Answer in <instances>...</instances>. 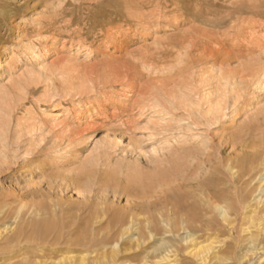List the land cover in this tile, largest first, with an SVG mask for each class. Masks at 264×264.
I'll return each mask as SVG.
<instances>
[{
  "label": "rangeland",
  "instance_id": "1",
  "mask_svg": "<svg viewBox=\"0 0 264 264\" xmlns=\"http://www.w3.org/2000/svg\"><path fill=\"white\" fill-rule=\"evenodd\" d=\"M263 76L264 0H0V264L89 259L122 216L152 257L189 233L264 264Z\"/></svg>",
  "mask_w": 264,
  "mask_h": 264
},
{
  "label": "bare ground",
  "instance_id": "2",
  "mask_svg": "<svg viewBox=\"0 0 264 264\" xmlns=\"http://www.w3.org/2000/svg\"><path fill=\"white\" fill-rule=\"evenodd\" d=\"M260 44V43H259ZM83 48V50H87L88 47L85 46H81ZM23 49H27V47H25L24 45H22ZM13 53H10V55L8 56V62H7V72L10 71V62L13 60ZM264 79V76L262 77ZM93 103H95V101L89 102L88 104V108L86 109V111L84 112V115H82L80 113V107H78L79 105H72L70 108H68L66 111H64V115L65 116H72L73 119L78 120L79 117L84 116L87 121L91 120V115L94 111V108L92 107ZM99 113V112H98ZM64 115L61 114H54L51 117L53 118H62ZM30 170L29 167H27L25 169V173H28ZM233 171V170H232ZM258 188L255 189V191H258L259 194H261V197L258 198V202L259 204L262 206L258 211H254L253 214H249V215H245L243 220L247 221L248 220V224H256V228L261 227V223H259V216L263 215L264 216V177L262 178V180L259 181L258 183ZM209 194V193H207ZM207 196V195H206ZM260 196V195H259ZM206 199V197H205ZM211 200V199H209ZM213 200V199H212ZM204 201V200H203ZM202 201V202H203ZM207 201V200H206ZM210 202V201H209ZM216 202V201H215ZM247 202V201H245ZM257 202V201H256ZM172 203V202H171ZM175 203V202H174ZM205 203V202H204ZM203 203V204H204ZM212 203V201H211ZM217 203V202H216ZM173 204V203H172ZM207 204H209L207 202ZM247 204V203H246ZM256 204V203H255ZM254 204V205H255ZM211 205V204H209ZM208 205V206H209ZM245 205V204H244ZM257 205V204H256ZM165 206V205H164ZM167 206V205H166ZM165 206V207H166ZM175 206V205H174ZM163 207V206H162ZM168 207V206H167ZM181 212V208L178 209ZM194 207V205H193ZM212 207V206H211ZM244 207V206H242ZM164 208V207H163ZM175 208V207H174ZM204 208H206L204 206ZM214 208V210L219 212V216L222 219V221L224 223H226V220L229 219V216L226 215V210H223L221 207H219V205H216L214 203L212 209ZM247 208V206H246ZM168 209V208H167ZM170 209H172L170 207ZM211 209V210H212ZM245 209V208H244ZM248 210L250 208H247ZM195 210V209H194ZM255 210V209H254ZM162 211V210H161ZM178 211V212H179ZM186 211V210H185ZM226 211V212H225ZM175 213L172 214H176V211H174ZM202 212V211H201ZM245 212V211H244ZM251 212V211H250ZM182 213V212H181ZM189 213V212H188ZM164 213L162 212L161 215H163ZM186 214V213H185ZM184 214V215H185ZM244 214L247 213H243L242 216ZM160 215V216H161ZM169 215V214H168ZM203 216V214H201ZM130 216V215H129ZM173 216V215H171ZM183 216V213H182ZM240 216V215H239ZM37 217V216H36ZM123 219L121 220H116L114 222V226L118 227V231L114 232L112 227L109 228V231L103 236V238L101 239H96L95 241H92L93 243L90 244V247L94 248V247H98V246H102L99 249H95L94 251L90 252V254L92 256H90L89 259H86L85 257H79V259H72V258H68L67 261H65L63 264H132L131 260L133 257H139V256H143V260L141 261L140 264L144 263V264H176V259L178 257V254L176 256V252L172 251V248H168L166 249L164 252L156 254V256H150V249L147 246V244L149 243V241L154 237V236H158L157 234V230L156 228L151 224L152 222H150L149 220L144 221L145 223H139L137 220H134V218H130L124 219L125 217L122 216ZM138 217V216H137ZM186 217V216H185ZM188 217H190L188 215ZM194 217V216H193ZM207 216H205L204 219H206ZM228 217V218H227ZM116 218V217H115ZM156 218V217H155ZM159 218V217H158ZM166 218V216L164 217ZM208 219L210 217H207ZM227 218V219H226ZM264 218V217H263ZM120 219V218H119ZM136 219V218H135ZM194 218H190L188 219L186 218H181L180 221L178 223H176L175 220H170L167 219L168 224H166L165 226H169V229L171 227V229H173L174 231L177 229L178 224H180L181 228L183 230H188V228L191 226V224H195L196 223V218L195 220H193ZM220 219V220H221ZM231 219V218H230ZM247 219V220H246ZM114 220V218H113ZM152 220V218H151ZM158 220V219H157ZM232 220V219H231ZM235 220V219H234ZM112 222V221H111ZM165 222V221H164ZM198 223H200V220L197 221ZM206 222V221H205ZM215 222V220H212V223ZM243 222V221H242ZM208 224V222H206ZM223 223V224H224ZM29 224V223H28ZM161 224V223H160ZM205 224V223H204ZM206 224V226H207ZM216 224V223H215ZM214 224V225H215ZM231 226L232 224L229 223ZM228 224V225H229ZM234 224V223H233ZM247 224V226H248ZM107 225V224H106ZM155 225V224H154ZM158 225V224H157ZM163 225V224H162ZM190 225V226H189ZM209 225V224H208ZM225 225V224H224ZM227 225V223H226ZM242 225V224H241ZM246 226V227H247ZM250 226V225H249ZM255 226V225H254ZM194 227V226H193ZM211 227V226H210ZM244 226V228H246ZM162 228V227H161ZM168 228V227H167ZM214 228V227H213ZM216 228V227H215ZM224 228V227H223ZM228 228V227H227ZM243 228V227H242ZM240 229V228H239ZM248 229V228H246ZM244 229V230H246ZM31 230V228H30ZM164 230V229H163ZM168 230V229H167ZM192 230V229H191ZM234 230V229H232ZM243 230V231H244ZM249 230V229H248ZM261 230V229H260ZM28 231V230H27ZM131 231H133L134 235H132L131 237H128V235L131 233ZM189 231V230H188ZM194 231V230H193ZM213 231L212 228H209V226L203 228L202 226L198 227V233H205L207 232L209 234V232ZM228 231V230H227ZM253 231V230H252ZM263 231V230H261ZM218 232V231H217ZM245 232V231H244ZM243 232V233H244ZM26 233V232H25ZM168 233V232H166ZM258 233V232H257ZM256 233V234H257ZM183 234V233H182ZM187 234V233H186ZM240 234V233H239ZM245 234V233H244ZM249 234V233H248ZM29 235V234H28ZM205 235V234H204ZM210 235V234H209ZM212 235V234H211ZM214 235V234H213ZM217 236V235H215ZM249 236V235H248ZM15 237V236H14ZM92 237V236H91ZM206 237V236H205ZM208 237V236H207ZM256 237V236H255ZM23 238V237H22ZM26 238L27 235H26ZM201 238V239H199ZM195 237L193 234H187L186 237L182 238V244L183 246H185V249L183 250L184 255L186 256V258L188 259L187 262H184L186 260L183 259V264H219L222 263L224 261H227V259H225L226 255L223 254H218L215 252L216 250V239L211 240V238L209 237L208 239L206 238V240L204 239L202 241V237ZM219 239V238H218ZM20 240V239H19ZM28 240V239H27ZM153 240V239H152ZM213 240L215 241V243L213 242ZM250 240V239H249ZM254 240V239H253ZM165 241V240H164ZM220 241V240H219ZM218 241V242H219ZM251 241V240H250ZM249 241V242H250ZM217 242V244H218ZM246 242V241H245ZM15 243V240H14ZM24 243V242H23ZM79 243V242H78ZM224 243V242H223ZM16 244V243H15ZM21 244V243H20ZM79 245V244H78ZM222 245V244H221ZM220 245V246H221ZM250 245V244H249ZM252 245V244H251ZM261 245V244H260ZM228 247V246H227ZM251 247V246H250ZM257 247V246H254ZM153 248V246H152ZM218 248V247H217ZM156 248H154L153 250H155ZM164 249V248H163ZM162 249V250H163ZM258 249V248H257ZM257 249H253V251H257ZM261 249V248H260ZM36 250V249H35ZM250 250V249H249ZM264 250V248L262 249ZM217 251V250H216ZM261 252V250H260ZM182 253V256H183ZM250 253V252H249ZM255 253V252H254ZM262 253V252H261ZM260 253V254H261ZM264 253V252H263ZM89 254V253H88ZM153 254V253H152ZM247 254V252H246ZM180 255V254H179ZM225 256V257H223ZM248 256V255H247ZM89 257V256H88ZM263 257V256H262ZM224 258V259H223ZM255 258V257H254ZM230 259V258H229ZM179 260V259H178ZM258 260H261L260 258ZM257 260V261H258ZM264 262V260H262ZM182 262V261H181ZM229 262V261H228ZM24 263V262H23ZM257 263V262H256ZM35 264H42L41 262H36ZM53 264V263H52ZM55 264V263H54ZM258 264V263H257Z\"/></svg>",
  "mask_w": 264,
  "mask_h": 264
}]
</instances>
